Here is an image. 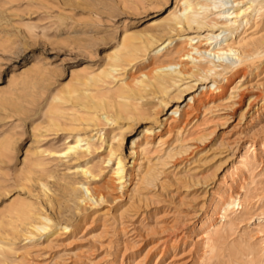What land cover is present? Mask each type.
<instances>
[{
    "label": "rangeland",
    "instance_id": "rangeland-1",
    "mask_svg": "<svg viewBox=\"0 0 264 264\" xmlns=\"http://www.w3.org/2000/svg\"><path fill=\"white\" fill-rule=\"evenodd\" d=\"M243 1L242 7L249 6ZM181 7L180 0H0L1 264H114L121 239L130 243L131 236L122 233V225L111 216L127 205L142 145L147 141L150 157L163 159L176 139L178 126H183L181 137L205 134V139L196 144L193 153L175 162L189 164L198 156L206 158L219 150L216 144L237 122L239 111L230 113L232 117L221 124L224 121L218 118L229 103L216 98L228 93L240 75L236 73L240 66L222 70L223 76L209 79V84L173 74L175 83L169 82L164 94L143 88L137 80L159 65L178 62L188 32L170 33L146 50L139 41L133 42L132 46L139 44L132 48L135 50L129 49L131 53L122 46L123 37L143 31L149 19L167 11L178 12ZM249 12L246 28L256 26L254 32L264 34V1ZM243 30L240 28L238 34ZM163 41L170 44L157 52ZM114 56L119 63L113 74L101 75ZM250 61L241 72L245 71V82H264V56ZM183 66L188 69L191 63L183 60ZM213 80L217 90L209 88ZM259 92L249 90L253 95ZM211 98L213 102H209ZM162 100L168 102L167 108ZM246 100L236 110L243 108ZM175 108L177 114H171ZM76 136L92 143L91 153L82 150L77 156L62 158L49 155ZM109 148L124 162L127 176L123 189L110 177L114 161L101 162ZM214 162L208 167L218 163ZM80 167L99 175L86 177L79 172ZM206 168L201 174H206ZM232 168L245 169L246 175L237 180L243 208L236 205L230 214L236 221L231 228L225 225L228 232L221 251L209 252L203 245L201 251L206 254L199 264H264V157L255 159L253 152L241 145L222 166L219 177L229 178L235 173ZM82 184L95 195L103 194L105 200L98 205L88 202ZM163 188L169 196L156 209L170 210L172 214L164 218L170 227L149 236L144 246L165 238L170 244L179 240L178 245L183 240L184 248H189L191 234L207 210V205L199 209L205 202V187L171 181ZM145 218L141 225L147 230L152 218ZM43 223L49 224L43 232L31 226ZM102 225L104 233H99ZM64 226L66 232L61 230ZM55 234L58 237L52 243L56 242L48 244Z\"/></svg>",
    "mask_w": 264,
    "mask_h": 264
},
{
    "label": "bare ground",
    "instance_id": "bare-ground-1",
    "mask_svg": "<svg viewBox=\"0 0 264 264\" xmlns=\"http://www.w3.org/2000/svg\"><path fill=\"white\" fill-rule=\"evenodd\" d=\"M180 1L182 7L178 12L167 11L159 17L149 19L144 26V30L136 34L137 36L123 37L122 46L128 53H131L129 49L135 50V48L132 49L135 46V44L132 46L134 41L142 43V46H139L146 50V48L159 43V41L170 33L188 32L186 36L184 35L185 37L182 41V44H184L183 52L179 56L180 59L178 62L159 65L152 72L143 73L142 76L144 79L137 81L145 89L146 87H150L166 94L169 82L172 81L175 83L171 80L173 74L176 76L189 75V77H196V83L198 82V84H209V79L215 78L216 76H223L222 70L230 66H240L236 70V73H240V75L234 79L232 82L233 85L229 88L228 93H225V97L217 96L216 98V100L229 103L228 105H223L226 111L220 113L222 117L218 118V120L224 121L221 124H226L232 117L230 113H234V111H239V117L237 122L221 135L215 146L216 149H219L218 151H211L210 156L206 158L198 156L189 164L186 163V160L183 164L175 161L178 157L188 152L193 153L198 147L196 144L202 143L205 139V134L190 138H188L189 136H186L187 138L181 137L183 126H178L175 132L176 139L171 143L169 148L167 147L168 150L164 154L165 156L163 155V159L160 157H150V151L145 147L148 144L147 141L145 145H142L144 147L139 149L140 153H138L141 157L136 162L138 165L137 169H135L136 174L134 176L136 177L133 178L136 181H134L135 183L132 189L127 194V205L123 208L121 207L122 209H119L111 216L113 221L122 225V233L126 232L129 233L128 236H131V238L129 237L130 243L121 239L122 241L119 243L122 245L121 250L117 251L119 258L115 256L114 264H130V260L132 264H199L201 261L199 259L205 257L206 254L201 251L203 245L209 247V252L220 250L227 238L228 231L225 230V225L231 228L236 221V218L231 217L230 214L234 211L236 205H241V209L243 208V203L239 196L241 194L240 187L237 185V180L239 178L243 179V176L246 175L245 169L238 171V169L232 168L235 173L230 174L229 178H220L221 168L230 160L235 150L241 145H244L248 152L250 149L255 159H262L264 157V82L257 85L248 84L244 78L245 71L241 73L242 69L244 70V67H246L247 62H251L250 60L254 58L264 56V34L258 35L255 33L254 29L256 26L251 27L252 29H249V26L246 28L248 25V14L250 15L249 9L252 10L255 4H258V6L259 4L261 5V2L264 0H247L249 6H244L245 8L242 7L244 4L243 0ZM257 11L259 12L258 8ZM253 18L255 19V17ZM240 28L244 30L238 34ZM156 29H159L160 32L154 33ZM193 31L204 32V35L189 34ZM195 38L198 40L194 42ZM169 44V41H167V44L163 41L160 44L163 47L156 51L160 52V50L168 47ZM186 46L189 48L186 49ZM115 56L118 57V53ZM115 56L112 57V62L108 64L109 69L103 70L101 75L110 76L113 74V71H115L119 63H117ZM183 60H188L191 63L190 68L186 69L184 66L182 67ZM214 84L215 80H213L209 88L217 90ZM205 87L203 86V88ZM251 88L258 89L260 91L259 94H250L249 90ZM245 100V106L236 110ZM161 102L164 103L165 108L169 106L168 102H164L163 100ZM209 102H213V98ZM223 106L217 105V107ZM177 112L178 110L175 108L171 111V114H177ZM236 126L238 127V131L234 132ZM86 140L80 136H76L73 138V142L66 141L67 144L63 149L49 151V155L51 157L62 158L70 154L77 156L79 151L82 150L91 153L92 143ZM226 150H229V152H226ZM231 151L233 152L231 153ZM194 156H196V153ZM214 160L218 163L216 164L214 162L215 166L212 165L214 166L213 168L212 166L208 167ZM111 161H114L115 167L112 168L110 177L114 182L116 181L119 189H123V184L127 176L124 162L120 157L115 156L113 149L109 148L107 158L101 162L103 164L105 162L110 163ZM181 161L183 162V160ZM247 164V158H245L244 165ZM205 168L207 170L206 174H201ZM79 172L89 178H95L99 175L93 174L88 167H80ZM171 181L173 183L174 181H190L196 185L200 184L204 186L205 191H203L206 198L205 202L199 206V209L202 210V207L207 205V210L202 213L201 220L199 219L201 222L198 229L192 234L190 233L193 243L189 248H184L185 242L183 240L178 245L179 240H172V244H170L165 238L144 246L149 236L163 233L170 227L164 221V218L168 214H172L170 210L163 209L157 211L158 209L156 208L165 203L166 199L164 197L169 196L168 193L164 192L163 189L165 188L163 186ZM175 185L177 184L175 183ZM81 187H83L82 189L85 193L84 199H87L88 202L98 205L105 200L103 194L99 193L95 195L89 187L83 184ZM144 216L146 218H152L147 230L142 227L143 224L141 225ZM41 219L48 221L46 217ZM48 225L43 223L41 225L31 226L33 229L43 232L47 229ZM104 227L103 225L101 226L99 233H104ZM67 229V226H64L61 230L66 232ZM64 231L60 232V234L64 233ZM57 237L58 235L55 234L47 243H52V240H56ZM177 249L179 250L176 251ZM136 250H140L137 255L135 254Z\"/></svg>",
    "mask_w": 264,
    "mask_h": 264
}]
</instances>
